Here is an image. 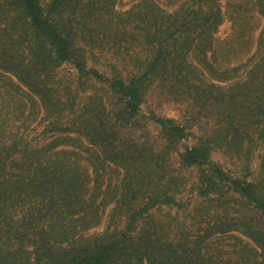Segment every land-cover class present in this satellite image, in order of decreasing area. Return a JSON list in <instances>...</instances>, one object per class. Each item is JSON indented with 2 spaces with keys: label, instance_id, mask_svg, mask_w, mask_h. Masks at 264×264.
Listing matches in <instances>:
<instances>
[{
  "label": "trees",
  "instance_id": "1",
  "mask_svg": "<svg viewBox=\"0 0 264 264\" xmlns=\"http://www.w3.org/2000/svg\"><path fill=\"white\" fill-rule=\"evenodd\" d=\"M120 2L0 0V264H264V176L247 179L255 151L264 163V29L242 71L223 68L221 0L170 9L157 0L128 9ZM251 5L264 17V0ZM244 7L235 6L234 20ZM88 58H108L113 73ZM65 64L77 71L75 98L60 83ZM86 79L104 86L111 103L78 99ZM154 86L189 103L185 122L143 114ZM151 122L163 139L149 133ZM41 126L42 135L87 145L113 165L120 188L102 193L99 174L91 187L68 152H56L55 142L38 146L33 132ZM191 136L195 143L179 151ZM217 153L241 176L229 174ZM184 171L197 173V199L216 205H196L176 233L153 211L188 210L174 195L187 187ZM110 197L108 214L100 204ZM105 216L106 227L92 231ZM234 233L254 245L255 260L248 244L210 252L212 240Z\"/></svg>",
  "mask_w": 264,
  "mask_h": 264
},
{
  "label": "rangeland",
  "instance_id": "2",
  "mask_svg": "<svg viewBox=\"0 0 264 264\" xmlns=\"http://www.w3.org/2000/svg\"><path fill=\"white\" fill-rule=\"evenodd\" d=\"M120 7L123 9H128L132 6L137 0H120ZM163 7L165 8H174L184 0H157ZM254 0H221L223 4V8L228 10L227 18L225 23L220 27L219 32L217 33V45H218V59L223 68H232L239 67L242 71L243 67L248 63V60L253 57V54L257 50V42L258 38L261 35V32L264 29V17H262L255 9L252 8L251 2ZM243 4L245 9L242 14V19L234 20L233 17L237 15L235 12V6ZM109 62L108 58H103L101 61L95 64L93 58H88L89 66L97 65L98 68L107 75H111L112 69L111 66L107 65ZM221 67V68H222ZM59 78H61L60 83L69 88L72 91L71 98H75V82L77 80V71L76 69L70 65L65 64L59 69ZM85 92H79L78 99L82 98H91L98 99L101 101H106L111 103V99L109 98L107 91L104 86L97 84L94 81H90L86 79ZM189 107L188 102H181V100H177L175 98L167 96L164 91L157 86H154L146 95L144 104L142 106L143 114H151L155 113L158 116L166 117L174 119L178 122H185L188 118L187 109ZM34 124L32 125V127ZM42 126L37 129V131L33 132V136H35L36 142L38 146L42 147L49 143L55 142V151H66L68 152V159L71 160L73 165L78 166L80 170L84 171L85 177L91 179L90 186L93 187V183L95 181L96 174H99L100 178H97L99 181L98 189L102 191V193L107 192L111 189V192H114L118 187L116 176L112 177L111 173L114 170L113 165H108L106 162H100L97 156L93 151L88 149L87 145H77L76 148L73 146H65L63 145V139L56 140V137H51L48 134H41ZM148 131L151 135L159 138V140L164 138V135L160 132V129L156 127V125L151 122L148 126ZM194 135L200 134V130L197 127L192 129ZM162 136V137H161ZM195 136H191L189 140L182 141L179 144V151H183L187 145H193L196 141ZM258 150L255 151L253 158L252 169L255 172L254 176H249L247 179L249 181H253L259 177V174L263 173L264 176V163L262 162V158H258ZM214 159L224 166V169L228 171L233 177H240L241 170L237 165L229 160H225V158L217 153L214 155ZM68 161V160H67ZM175 165L179 167V164L176 162ZM176 166V167H177ZM184 176L187 177V187L182 190L181 186L178 187L177 192L174 194L175 198L181 203H186V205H190L188 210L181 211L175 208H169L167 206H162L154 209V215L160 220L164 221L167 219L170 222V226L173 231L177 233V227L182 229L185 226H188L191 223V215H195L196 205H216V203L212 200L205 199H197L196 195L198 192L199 185L198 179L196 178L197 173L195 171H184ZM117 185V186H116ZM97 188V187H96ZM104 198V196H101ZM100 209L103 210L104 205H108L106 210L108 214L110 213L112 206L115 205L114 198L110 197V200L107 199V203L105 204L104 199L100 204ZM226 205V204H225ZM229 205H243L241 203H236L235 200L230 202ZM110 210V211H109ZM110 220V216H105L103 222L94 228L92 231H100L106 227L108 221ZM141 227V223L139 224ZM248 244L251 248H248V251L251 253V257L249 260L253 261L257 257L252 250L255 249L254 245L248 240L247 237L240 235L239 233L230 234L227 236L216 237L211 242L210 252L212 254H219L229 247L237 246L244 247ZM253 248V249H252Z\"/></svg>",
  "mask_w": 264,
  "mask_h": 264
}]
</instances>
